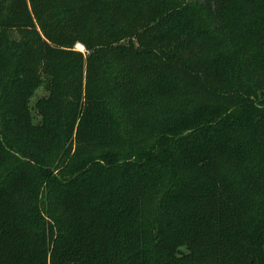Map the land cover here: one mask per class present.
<instances>
[{
    "label": "trees",
    "instance_id": "16d2710c",
    "mask_svg": "<svg viewBox=\"0 0 264 264\" xmlns=\"http://www.w3.org/2000/svg\"><path fill=\"white\" fill-rule=\"evenodd\" d=\"M0 264H264V0H0Z\"/></svg>",
    "mask_w": 264,
    "mask_h": 264
},
{
    "label": "rangeland",
    "instance_id": "374dc122",
    "mask_svg": "<svg viewBox=\"0 0 264 264\" xmlns=\"http://www.w3.org/2000/svg\"><path fill=\"white\" fill-rule=\"evenodd\" d=\"M77 45L84 46V45H83V44H81V43H77V44H76V46H77ZM76 46L74 47V48H75V50H76V51H79V50H77V49H76ZM84 48H85V46H84ZM79 52H81V51H79ZM81 53H82V52H81ZM84 53H85V54L87 53V50H86V48L84 49ZM84 53H83V54H84ZM40 93H44V92L41 90V91L38 93V95H39ZM40 95H41V94H40ZM40 95H39V96H40ZM36 98H37V94H36V97H35V99H36ZM35 99H34V100H35Z\"/></svg>",
    "mask_w": 264,
    "mask_h": 264
},
{
    "label": "built area",
    "instance_id": "2783aa9c",
    "mask_svg": "<svg viewBox=\"0 0 264 264\" xmlns=\"http://www.w3.org/2000/svg\"><path fill=\"white\" fill-rule=\"evenodd\" d=\"M76 49L79 50V51H81L82 53H84V49H85V48H84V46L77 45V46H76Z\"/></svg>",
    "mask_w": 264,
    "mask_h": 264
}]
</instances>
